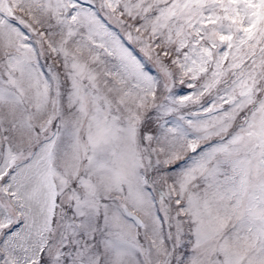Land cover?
Segmentation results:
<instances>
[{
	"label": "snow or ice",
	"instance_id": "6c2138e0",
	"mask_svg": "<svg viewBox=\"0 0 264 264\" xmlns=\"http://www.w3.org/2000/svg\"><path fill=\"white\" fill-rule=\"evenodd\" d=\"M0 264H264V0H0Z\"/></svg>",
	"mask_w": 264,
	"mask_h": 264
}]
</instances>
